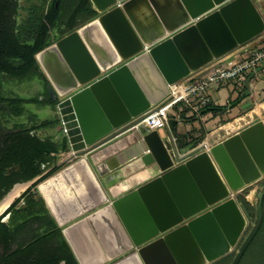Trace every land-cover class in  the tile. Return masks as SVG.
Wrapping results in <instances>:
<instances>
[{"label":"water","instance_id":"water-1","mask_svg":"<svg viewBox=\"0 0 264 264\" xmlns=\"http://www.w3.org/2000/svg\"><path fill=\"white\" fill-rule=\"evenodd\" d=\"M150 1L156 18L147 0H91L97 18L35 55L71 160L135 127L166 96L167 85L264 33L252 0ZM137 8L147 17L144 28ZM134 134L141 152L167 151V168L175 166L60 226L77 264L131 255L141 264H214L230 254L248 225L235 194L264 179V122L184 155L170 134L142 127ZM262 198L264 181L256 193L255 224L230 264H238L260 227ZM79 240L94 250L87 254Z\"/></svg>","mask_w":264,"mask_h":264},{"label":"crops","instance_id":"crops-1","mask_svg":"<svg viewBox=\"0 0 264 264\" xmlns=\"http://www.w3.org/2000/svg\"><path fill=\"white\" fill-rule=\"evenodd\" d=\"M147 1V4L149 3V10L154 17H157L151 1ZM153 1L157 3V6L160 3V0ZM252 1L262 20H264V10L258 5L259 2L264 0ZM76 3L77 0L72 4L71 8H65L69 10L67 17L70 16ZM137 10L139 13L138 21H140V25L144 28V20L147 17L140 8H137ZM99 15L100 13L91 0H86L82 12L68 26L66 25L67 19L58 21L56 28L49 34V45L78 30ZM61 23L64 26L63 28H60ZM151 27L152 23L150 21L147 22V29ZM255 39L246 44L239 45L235 49V52L245 53L244 56H249L253 51L252 47H254ZM33 78L37 81L38 89L36 95L31 96H44L46 98L45 88L47 78L40 70L38 64L37 70L33 73ZM208 95L211 99L210 105L202 109L198 114L191 113L188 109L176 107L168 115L167 125L155 130L156 133L161 131L160 136L162 134H170L172 136L179 155H184L201 144L211 147L258 121L264 122V77L258 81L249 79L247 89L246 86L242 89L236 82H230L227 85L210 89ZM31 96H24L22 99L23 104L21 105L25 107L31 104V106L37 108L32 112L30 126L26 129H32V132L36 136L42 140H48L52 144L54 148V152L51 154L53 163L49 165V170L47 171L57 167L58 170L33 187L32 185L44 174L37 177L30 187H26L13 200L21 199L20 197L25 193L26 195L17 204V209L26 207L28 201L38 209L37 219L32 220L37 222V225H35L37 237L32 241L39 242L40 239H44L38 243L37 249L45 251L44 248H46V251L51 250L55 252L57 246H62V250L70 255L73 264H77L66 241L60 236L62 229L60 226L65 223L68 225L69 221L80 219L106 205L109 201L137 190L149 181L160 177L165 171L175 165L167 168L169 163H171L167 151L164 153L159 151L154 154L150 153L149 155H146L147 152H141L136 138L137 135L134 134L137 130L135 127L112 137L94 149L89 150L83 156L71 160V152L66 136L59 124L56 109L46 104V99L40 101L39 99H34V97L31 98ZM237 98L239 101L235 102ZM29 100H36L38 103H29ZM250 100L255 101L258 107L255 109H258L259 112L255 113L254 109L246 114L245 117L237 118L236 114ZM217 107L223 110L219 112L212 110L205 111L208 108ZM253 117H255V120ZM246 118L249 119L246 120ZM142 129L145 133L150 134L152 132L144 127ZM155 136V141L161 144L160 137L158 135ZM155 141H153V145L156 143ZM65 147L66 149H64ZM47 171L44 173H47ZM256 184L253 186L252 195H250L252 197L259 189ZM151 194L155 197L158 195L155 193ZM250 196H245L248 203L252 201V199L250 200ZM238 205L241 207L239 202ZM9 218L10 214L7 215L5 223H8ZM21 230H24V228ZM47 234L50 235L49 239H45ZM33 242L30 241L29 243ZM29 243L21 246V249ZM95 243L97 244L96 241ZM78 244L79 246L81 245L80 248L82 250L87 251V254L90 253L89 250H94L89 247L87 241L79 240ZM59 257H63L62 253ZM60 264H64V261ZM109 264H141V262L136 256L131 255ZM214 264H217V262Z\"/></svg>","mask_w":264,"mask_h":264},{"label":"trees","instance_id":"trees-1","mask_svg":"<svg viewBox=\"0 0 264 264\" xmlns=\"http://www.w3.org/2000/svg\"><path fill=\"white\" fill-rule=\"evenodd\" d=\"M85 4L86 0H77L70 16L67 17V26L79 16ZM63 6L64 0H53L49 8L44 13L40 14L36 21H34L32 29L30 30L29 28H25L23 33L20 34L21 31L18 33L16 32L17 26H15V23L10 19L12 15L16 14V1L0 0V75H5L9 78H16L19 80H25L29 76L33 75V73L37 70L35 55L49 46V34L56 28L58 21L61 20V9ZM237 101H239L238 98L235 102ZM28 102L38 103L36 100H29ZM45 102L55 108V103L51 102L47 96ZM6 103L11 105L15 104L17 106L22 105L23 101L18 98H15L14 101L5 100L0 96V105ZM211 110L219 112L223 109L217 107L208 108L205 111ZM17 114H19L18 110L15 115ZM32 131V129H26L17 132H9L8 130L6 131V129L1 128L0 137L8 136L16 140L15 142L17 143V147L8 157V161L16 162L21 166L23 171V177L21 178L22 182L33 181L35 178L44 174L32 185L34 187L39 182H42L46 178L53 175L58 170V167L53 168L47 173H43L44 170L53 163L51 154L54 152V148L48 140H42ZM64 149H66V147ZM9 188L10 186L5 190V192L0 194V199L6 194ZM25 195L26 194L24 193L20 198L22 199ZM246 195L247 192H243L242 196H236V200L244 210L246 217L250 219L252 214H250L251 211L248 209L250 208V205L245 200ZM21 199H16L7 211L10 213L8 223L0 222V246L3 245L5 249L10 246V243L14 238L12 228L15 227V230L23 229L32 220L37 219L36 215L38 209L31 205L29 201L27 202L26 207L16 209V206ZM261 208L262 221L251 243L258 236V234H260L261 237H264V198H262ZM42 239H40L39 242L35 241L33 243H29L23 249L19 248L17 252L21 256L18 259H11V256L8 258H0V264H60L62 261H64V264H73L70 255L62 250V246H57L55 252L51 250L39 251L35 247L34 249L33 245L36 244L37 246ZM29 250L33 251L29 253ZM61 253L63 257H59ZM244 253L242 257L244 256ZM242 257L240 258L238 264L240 263ZM217 262H220V260ZM258 264H264V239L260 240L259 243Z\"/></svg>","mask_w":264,"mask_h":264},{"label":"rangeland","instance_id":"rangeland-1","mask_svg":"<svg viewBox=\"0 0 264 264\" xmlns=\"http://www.w3.org/2000/svg\"><path fill=\"white\" fill-rule=\"evenodd\" d=\"M16 1V14L12 15L10 17L11 21L15 23L16 32H20V34L23 33V30L25 28L32 29V26L34 24V21H36L37 17L44 13L50 6L53 0H15ZM76 0H64V6L61 9V21H64L67 19V12L69 8L72 7V4ZM68 3V4H66ZM67 5H69L67 7ZM259 6L262 7V10H264V1H261L258 3ZM67 8V9H65ZM17 22V23H16ZM63 24L61 23L60 28H63ZM22 29V30H21ZM34 86V88L32 87ZM38 89L37 81H35V78H33V75L29 76L25 80H19L16 78H9L5 75H0V96L5 100L14 101L17 97L18 99H23L24 96H31L36 95V91ZM46 92V88H45ZM44 94V93H43ZM46 96H48L46 92ZM34 97V99H39L40 101L46 99L44 96H31V98ZM247 105L241 109L236 115L237 118L239 117H245L246 114L254 110L255 108H258L254 100L247 101ZM28 105L25 107H22L21 105H11L9 103L0 105V130L1 128L8 130L9 132H17L21 130H25L27 127L30 126L31 116L32 112L37 109L36 107ZM17 110L19 111V114L15 115L17 113ZM49 111V110H48ZM248 117V116H247ZM255 120V117H253ZM249 118H246L248 120ZM262 181L264 179L257 182L256 186L257 188H260ZM32 183H27L26 187H30ZM25 185V184H24ZM25 187V188H26ZM259 190V189H258ZM243 192H247V197L252 195L253 192V186L248 187L239 193L235 195V198L237 195L242 196ZM249 202L251 211L250 214H252V217L248 220L247 228L239 241V245L243 242L246 235L249 233L251 228L255 224V214L254 209L256 205V192L254 196H250ZM246 200V197H245ZM247 201V200H246ZM37 222L31 221L26 225L24 230L18 232V235L15 238L14 245H12L11 249L14 248H21V246L29 243L33 239L37 237V230L35 228V225ZM24 236L22 237V235ZM264 239V237H261L260 234L254 239V241L250 244V246L247 248V250L244 253V256L242 257L239 264H258V251H259V243L260 240ZM239 245L227 256L220 259V262H217V264H229L231 263ZM35 246L33 245V248ZM36 248V247H35ZM46 250V248H44Z\"/></svg>","mask_w":264,"mask_h":264},{"label":"built area","instance_id":"built-area-1","mask_svg":"<svg viewBox=\"0 0 264 264\" xmlns=\"http://www.w3.org/2000/svg\"><path fill=\"white\" fill-rule=\"evenodd\" d=\"M254 41L249 56L233 50L185 79L167 85L166 96L140 119L135 128L155 131L167 125L168 115L176 107L188 109L194 114L208 107L211 103L208 91L212 88L236 82L244 89L249 79L258 81L264 77V33Z\"/></svg>","mask_w":264,"mask_h":264},{"label":"flooded vegetation","instance_id":"flooded-vegetation-1","mask_svg":"<svg viewBox=\"0 0 264 264\" xmlns=\"http://www.w3.org/2000/svg\"><path fill=\"white\" fill-rule=\"evenodd\" d=\"M32 87L34 88L33 85H32ZM15 141L16 140L14 138H11L8 136L0 137V194L5 192V190L10 186V188L6 192V194L0 199V204L8 197V195L14 190V188L16 186L28 183V182H22L21 181V178L23 177V171H22L21 166L16 162H9L8 161V157L11 155L12 152L15 151V149L17 147L16 146L17 143ZM47 170H49V167L46 168L44 170V172H46ZM35 179L33 180L34 182L36 181ZM33 181H30V182H33ZM14 201L15 200H13V202ZM13 202L10 203V206ZM10 206L8 207V209H4L0 213V222L5 223V219H6L7 215L10 214L7 212L9 210ZM16 209H17V206H16ZM12 231L14 232L13 233L14 238L11 241L10 246L7 249H5L3 245L0 246V258H5V257L8 258L9 256H11L10 257L11 259H14V258L18 259L21 256L17 252V250H19V248L11 249V247H12V245H14L15 238L18 235V232H20L22 230L21 229L15 230V227H14V228H12ZM49 237H50V235L47 234L46 239H49ZM33 241H31V242H33ZM34 246L37 248L36 244ZM31 251H33V250H29V253ZM27 253H28V251H27Z\"/></svg>","mask_w":264,"mask_h":264},{"label":"bare ground","instance_id":"bare-ground-1","mask_svg":"<svg viewBox=\"0 0 264 264\" xmlns=\"http://www.w3.org/2000/svg\"><path fill=\"white\" fill-rule=\"evenodd\" d=\"M255 113H258V109L254 110ZM27 184L19 185L14 188V190L8 195V197L0 204V213L7 208V206L15 199L22 191H24Z\"/></svg>","mask_w":264,"mask_h":264}]
</instances>
